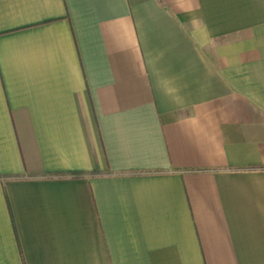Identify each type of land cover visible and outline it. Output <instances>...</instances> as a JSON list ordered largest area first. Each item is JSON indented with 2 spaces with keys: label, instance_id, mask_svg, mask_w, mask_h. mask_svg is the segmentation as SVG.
<instances>
[{
  "label": "crops",
  "instance_id": "0c3cea01",
  "mask_svg": "<svg viewBox=\"0 0 264 264\" xmlns=\"http://www.w3.org/2000/svg\"><path fill=\"white\" fill-rule=\"evenodd\" d=\"M0 264H264V0H0Z\"/></svg>",
  "mask_w": 264,
  "mask_h": 264
}]
</instances>
